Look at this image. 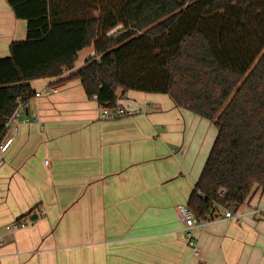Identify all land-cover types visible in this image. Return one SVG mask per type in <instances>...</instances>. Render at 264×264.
<instances>
[{
  "label": "crops",
  "instance_id": "1",
  "mask_svg": "<svg viewBox=\"0 0 264 264\" xmlns=\"http://www.w3.org/2000/svg\"><path fill=\"white\" fill-rule=\"evenodd\" d=\"M25 37L26 21L0 0V58ZM94 55L88 46L73 69L30 82L31 120L0 165V264H264L260 191L239 207L241 220L221 209L191 229L199 255L186 234L180 207L217 135L213 121L137 90L119 91L129 114L104 118L74 75ZM22 217L26 226L7 230Z\"/></svg>",
  "mask_w": 264,
  "mask_h": 264
},
{
  "label": "trees",
  "instance_id": "2",
  "mask_svg": "<svg viewBox=\"0 0 264 264\" xmlns=\"http://www.w3.org/2000/svg\"><path fill=\"white\" fill-rule=\"evenodd\" d=\"M8 2L26 37L0 58V140L31 80L73 69L93 46L74 75L101 107L120 90L163 93L217 127L188 202L197 218L264 194V0Z\"/></svg>",
  "mask_w": 264,
  "mask_h": 264
},
{
  "label": "built area",
  "instance_id": "3",
  "mask_svg": "<svg viewBox=\"0 0 264 264\" xmlns=\"http://www.w3.org/2000/svg\"><path fill=\"white\" fill-rule=\"evenodd\" d=\"M53 90L58 91V88L54 87ZM35 95L38 96L40 95V93L35 92ZM91 98L97 100V94H94ZM28 105H29V98H25L22 95L18 96L16 98V107L14 111L9 116H7L5 120L4 135L0 140V165L3 163L5 153L14 143L16 139V135L18 134L21 125L31 120V118L25 114ZM148 106H150V104H146V107ZM101 113L104 118L113 119L129 114L130 111L116 104L110 107H102ZM34 119H37V116H34ZM219 194L223 196L225 194V190L223 189L219 190ZM222 210H224V215L227 218H232L239 221L243 217V213L240 212L239 209L223 208ZM41 212H44V210H42ZM180 212L184 218L187 227L186 234L189 238V242L192 247L193 253L194 255H199L200 248L191 229L196 225H206L207 222H209L211 218L215 217V215H218L219 212L217 210L215 211L211 210L210 212L207 213V215L204 218H197L193 210L186 205L180 207ZM256 212L257 210H253V213ZM26 225H27V220L22 217L13 221L11 224L7 225L6 228L8 231H13L19 227H23ZM0 243H1V239H0Z\"/></svg>",
  "mask_w": 264,
  "mask_h": 264
},
{
  "label": "water",
  "instance_id": "4",
  "mask_svg": "<svg viewBox=\"0 0 264 264\" xmlns=\"http://www.w3.org/2000/svg\"><path fill=\"white\" fill-rule=\"evenodd\" d=\"M36 218H38V214H34V215L31 217V219H36Z\"/></svg>",
  "mask_w": 264,
  "mask_h": 264
},
{
  "label": "rangeland",
  "instance_id": "5",
  "mask_svg": "<svg viewBox=\"0 0 264 264\" xmlns=\"http://www.w3.org/2000/svg\"><path fill=\"white\" fill-rule=\"evenodd\" d=\"M213 129H215V128H213ZM210 135H211V133H210ZM210 135H209V136H210Z\"/></svg>",
  "mask_w": 264,
  "mask_h": 264
}]
</instances>
